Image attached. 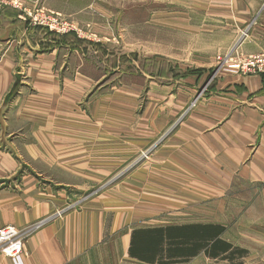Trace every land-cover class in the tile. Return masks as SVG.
I'll list each match as a JSON object with an SVG mask.
<instances>
[{
	"label": "crops",
	"instance_id": "crops-1",
	"mask_svg": "<svg viewBox=\"0 0 264 264\" xmlns=\"http://www.w3.org/2000/svg\"><path fill=\"white\" fill-rule=\"evenodd\" d=\"M19 1L0 0V227L25 239L0 264H157L130 255L133 231L186 225L222 226L246 252L202 247L167 264H264V74L238 65L264 53V0H210L235 21L232 42L168 51L185 72L132 89L101 74V41L80 34L75 12L41 0L76 25L58 33L29 23L38 2Z\"/></svg>",
	"mask_w": 264,
	"mask_h": 264
},
{
	"label": "rangeland",
	"instance_id": "rangeland-1",
	"mask_svg": "<svg viewBox=\"0 0 264 264\" xmlns=\"http://www.w3.org/2000/svg\"><path fill=\"white\" fill-rule=\"evenodd\" d=\"M34 1L38 3H32L30 12L44 9L41 0ZM49 1L66 7L69 13H76L73 15L76 20H73L82 36L101 41L97 47L100 52L94 55L95 60L100 59L98 67L101 74L105 73L111 79L124 78L127 89L139 84L147 85L144 77L147 74H172L179 77L185 72L176 67V64L166 65L164 53L169 51L180 54L181 49L187 50L188 46L196 44H212L223 49L232 42L235 31L238 30L235 21L223 17L228 8L210 0ZM212 13H220L222 16ZM29 19L32 26L43 27L35 23L31 16ZM199 29L204 30L198 32ZM210 29H215V33ZM112 54L124 55L119 68L111 66ZM106 55L110 58L105 59ZM220 57L223 58L224 55ZM117 182V179H113L105 186L98 187L100 184H97L88 196L97 194L103 187L114 186Z\"/></svg>",
	"mask_w": 264,
	"mask_h": 264
},
{
	"label": "trees",
	"instance_id": "trees-1",
	"mask_svg": "<svg viewBox=\"0 0 264 264\" xmlns=\"http://www.w3.org/2000/svg\"><path fill=\"white\" fill-rule=\"evenodd\" d=\"M224 231L222 226L212 225H186L181 227L166 226L154 228L136 229L132 233L130 255L140 260L167 264L176 262V257L182 256V251L185 255H193L198 249L206 247L210 251V255L217 256L218 251L222 253L237 252L240 256L245 254L244 249L232 246L231 244L219 238ZM185 242L193 241L192 243H180V238ZM166 238H170L171 242H167ZM138 240V244L135 242ZM196 240H203L197 243ZM167 254V256H166ZM228 258V255H225Z\"/></svg>",
	"mask_w": 264,
	"mask_h": 264
},
{
	"label": "built area",
	"instance_id": "built-area-1",
	"mask_svg": "<svg viewBox=\"0 0 264 264\" xmlns=\"http://www.w3.org/2000/svg\"><path fill=\"white\" fill-rule=\"evenodd\" d=\"M8 3L15 7H20L19 0H8ZM35 23H38L48 29L58 33H65L69 30L76 29L75 23L64 17L63 15L41 9L35 13H28ZM221 64L229 62L228 57H219ZM241 71L248 73H263L264 74V53L252 54L241 57L238 61ZM89 197V196H87ZM73 204L72 206H76ZM44 221L36 224L34 228H38ZM25 233L15 225H5L0 227V252L14 262L18 261L24 252Z\"/></svg>",
	"mask_w": 264,
	"mask_h": 264
}]
</instances>
